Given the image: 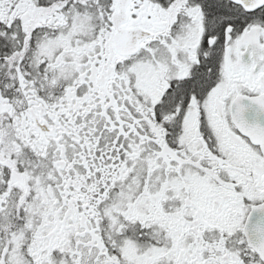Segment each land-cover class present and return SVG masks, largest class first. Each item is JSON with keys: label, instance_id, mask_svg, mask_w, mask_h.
Masks as SVG:
<instances>
[{"label": "snow or ice", "instance_id": "1", "mask_svg": "<svg viewBox=\"0 0 264 264\" xmlns=\"http://www.w3.org/2000/svg\"><path fill=\"white\" fill-rule=\"evenodd\" d=\"M0 264H264V0H0Z\"/></svg>", "mask_w": 264, "mask_h": 264}]
</instances>
